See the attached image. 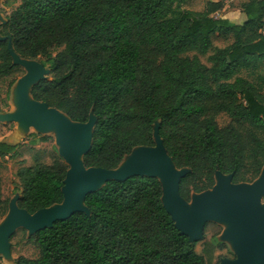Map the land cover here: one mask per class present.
Returning <instances> with one entry per match:
<instances>
[{"label": "trees", "instance_id": "obj_1", "mask_svg": "<svg viewBox=\"0 0 264 264\" xmlns=\"http://www.w3.org/2000/svg\"><path fill=\"white\" fill-rule=\"evenodd\" d=\"M187 1L22 0L0 23L10 37L0 40V76L17 67L9 41L24 58H44L51 77L32 87L34 99L75 121L97 117L88 167L113 168L134 147L154 145L159 121L174 163L191 169L180 183L187 200L213 187L217 169L253 182L264 166V0H242V23L215 15L226 0H207L202 10L183 7ZM216 34L230 42L214 46ZM211 49L210 65L186 54ZM222 112L230 117L224 126ZM16 147L0 141V156ZM68 168L61 157L21 167L19 206L34 213L62 202ZM162 194L154 176L108 181L86 195L90 214L37 231V257L14 264H208ZM8 209L0 178V217Z\"/></svg>", "mask_w": 264, "mask_h": 264}, {"label": "water", "instance_id": "obj_2", "mask_svg": "<svg viewBox=\"0 0 264 264\" xmlns=\"http://www.w3.org/2000/svg\"><path fill=\"white\" fill-rule=\"evenodd\" d=\"M6 19L0 12V23ZM9 39L2 36L0 40ZM8 51L12 63L22 65L26 73L16 81L13 89L15 109L0 112V121H15L18 128L16 138L23 137L30 127L40 132H49L52 123L58 128L56 141L59 153L68 165L63 180L62 202L36 210L34 213L18 204L19 195L9 202V210L0 223V255L10 259L11 237L19 228H25L32 236L37 231L52 227L58 220H65L75 212L90 214L85 204L88 193L97 191L111 180L147 175L157 177L162 184V201L171 214L181 234L196 243L204 237L207 222L224 221L228 228L222 238L231 241L234 258L224 257L219 264H264V166L253 182L232 181L233 173L215 172V184L202 192H195L187 200L180 193L182 177L191 171L189 167L178 168L169 155L159 133V121L154 124V145H140L125 155L113 168L86 166L84 155L93 142V131L97 121L91 112L86 122L75 121L61 109L47 102L36 100L32 87L50 72L36 59L24 58L13 49L11 41ZM21 109H16L17 106ZM130 157L127 162L124 160Z\"/></svg>", "mask_w": 264, "mask_h": 264}, {"label": "rangeland", "instance_id": "obj_3", "mask_svg": "<svg viewBox=\"0 0 264 264\" xmlns=\"http://www.w3.org/2000/svg\"><path fill=\"white\" fill-rule=\"evenodd\" d=\"M22 0H0V12L6 19ZM207 0H189L184 4L185 8L193 10H202L205 7ZM242 0H227L229 7H237ZM230 42L221 36L214 37V46H223L225 43ZM214 50L211 49L207 53H202L198 50L187 52V55H198L200 59L210 65L208 57ZM44 58H37L36 60L43 63ZM44 64V63H43ZM49 70V65L44 64ZM17 67L9 75L0 76V112L13 111L15 109L13 102V89L16 86V81L26 73V68L17 64ZM45 78H50L51 73L48 72ZM218 123L221 126L226 125L230 121V117L226 113H220L217 117ZM18 124L15 121H0V141L5 140L17 147L15 150L7 155L0 156V178L2 180V190L4 197L9 202L20 195L18 189L21 182L17 175L21 167L35 164L36 162L52 163L56 158L61 157L59 153V145L57 144L55 133L40 132L33 127L23 137L16 138L15 132ZM41 136H47V139H42ZM62 158V157H61ZM63 159V158H62ZM126 161L129 160L125 159ZM65 162V160L63 159ZM66 163V162H65ZM195 192L191 193L194 194ZM190 196V199H191ZM264 204V196L261 200ZM9 210V209H8ZM8 213V211H7ZM7 213L0 217V223L5 219ZM209 230L204 232V237L196 244L197 250L206 256L208 264H219L220 260L224 257H231L235 253L231 241L223 239V233L228 228V224L224 221L215 222L211 221ZM212 232H216L212 236ZM207 243V244H206ZM206 244V245H205ZM204 246L207 250H204ZM209 249V250H208ZM39 250L33 240L29 231L25 228H19L11 238L10 243V259L0 255V261L3 264H14L18 256L24 255L27 257H37Z\"/></svg>", "mask_w": 264, "mask_h": 264}, {"label": "crops", "instance_id": "obj_4", "mask_svg": "<svg viewBox=\"0 0 264 264\" xmlns=\"http://www.w3.org/2000/svg\"><path fill=\"white\" fill-rule=\"evenodd\" d=\"M215 15L228 18L231 21L236 22V23H242L246 18L244 13L238 7L230 8L229 4L227 3V0H226V6L220 12H217ZM216 36H219V34H216ZM226 44L227 43H225L223 46H225ZM219 47H222V46H219ZM16 109H18V107H16ZM49 131H51L52 133H58V128L55 125V123H52L51 127L49 128Z\"/></svg>", "mask_w": 264, "mask_h": 264}, {"label": "bare ground", "instance_id": "obj_5", "mask_svg": "<svg viewBox=\"0 0 264 264\" xmlns=\"http://www.w3.org/2000/svg\"><path fill=\"white\" fill-rule=\"evenodd\" d=\"M17 107H18V109H21V106L18 105ZM51 125H52V124H51ZM51 125H50V127H51ZM48 131H49V129H48ZM49 132H51V131H49ZM55 135H56V133H55ZM128 158L130 159V157H127L126 159H128ZM124 162H127V161L124 160Z\"/></svg>", "mask_w": 264, "mask_h": 264}]
</instances>
